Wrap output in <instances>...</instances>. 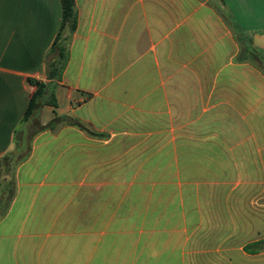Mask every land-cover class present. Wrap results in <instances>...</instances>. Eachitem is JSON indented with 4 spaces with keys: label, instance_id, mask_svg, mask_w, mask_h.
I'll return each mask as SVG.
<instances>
[{
    "label": "crops",
    "instance_id": "1",
    "mask_svg": "<svg viewBox=\"0 0 264 264\" xmlns=\"http://www.w3.org/2000/svg\"><path fill=\"white\" fill-rule=\"evenodd\" d=\"M75 8L50 80L62 1L0 0V264H264V0Z\"/></svg>",
    "mask_w": 264,
    "mask_h": 264
},
{
    "label": "trees",
    "instance_id": "2",
    "mask_svg": "<svg viewBox=\"0 0 264 264\" xmlns=\"http://www.w3.org/2000/svg\"><path fill=\"white\" fill-rule=\"evenodd\" d=\"M62 8H63V17H62V25L60 29V33L57 37V40L52 48V54L54 57L48 63V78L50 80H59L62 74V71L65 67L67 60V49L66 45L63 41H61V35L65 30H68L72 33L77 24V16H76V8H75V0H61ZM29 83L36 87V91L32 95L28 108L24 114L22 123H25L29 120V118L34 114V112L45 103H49L50 105H54L55 101L51 99H47V90L48 84L43 82L30 79ZM25 155H17L15 153L8 154L2 163L9 162L17 164L25 159Z\"/></svg>",
    "mask_w": 264,
    "mask_h": 264
},
{
    "label": "water",
    "instance_id": "3",
    "mask_svg": "<svg viewBox=\"0 0 264 264\" xmlns=\"http://www.w3.org/2000/svg\"><path fill=\"white\" fill-rule=\"evenodd\" d=\"M69 122H74V121H72V120L70 121V119H69Z\"/></svg>",
    "mask_w": 264,
    "mask_h": 264
}]
</instances>
